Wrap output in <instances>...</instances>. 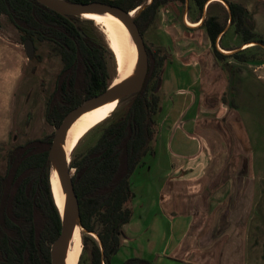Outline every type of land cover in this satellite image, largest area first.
<instances>
[{
    "label": "trees",
    "instance_id": "trees-1",
    "mask_svg": "<svg viewBox=\"0 0 264 264\" xmlns=\"http://www.w3.org/2000/svg\"><path fill=\"white\" fill-rule=\"evenodd\" d=\"M66 1L102 3L128 13L143 7L134 20L142 37L156 19L159 8L170 3L184 6L191 1L199 11L200 27L206 31L221 70H231L225 62L228 58L240 63L250 59L235 51L227 56L217 50V39L224 33V27L216 17L202 18L204 7L211 0H151L148 6L147 0ZM223 2L227 6L226 20L234 27L242 45L264 48V37L254 32V21L246 8ZM0 16L21 34L23 41L48 43L58 52L62 66L45 106V121L53 128H58L65 116L86 100L103 94L115 79V63L112 71L107 56L113 61L114 58L107 45L93 41L82 29L84 21L93 24L91 21L62 17L35 0H0ZM146 52L148 69L144 84L140 91L124 98L128 101L125 113L102 130L95 145L81 159L70 162L79 224L84 231L78 264L84 253L89 264H112L121 245L122 228L133 215L130 178L142 160L153 154L158 135L156 118L161 112L157 95L159 80L153 89L149 84L158 63L157 54L148 49ZM222 103L230 111L234 109L226 101L225 93ZM52 139L53 135L27 141L7 153L4 173L0 176V264H51L50 248L62 229L49 182ZM124 264L150 263L129 259Z\"/></svg>",
    "mask_w": 264,
    "mask_h": 264
},
{
    "label": "crops",
    "instance_id": "crops-1",
    "mask_svg": "<svg viewBox=\"0 0 264 264\" xmlns=\"http://www.w3.org/2000/svg\"><path fill=\"white\" fill-rule=\"evenodd\" d=\"M223 1L243 5L254 21V32L258 33L259 20L264 18L259 15L264 10V0H211L205 5L202 18L208 8L219 7ZM180 6L170 3L159 8L157 18L163 24V35L174 43L177 80L181 74L188 75L190 95L186 107L192 114L188 122L193 125V133L188 137L180 132L177 140L185 141L181 149L186 151L187 144L195 143L200 162L168 158L165 167L159 164L151 169L145 164L139 168L137 173L144 174L148 181L153 171L152 192L145 198L134 192L133 215L122 228L121 245L112 264H124L129 259L150 264H248L255 204L251 170L245 163L248 141L241 123L237 127L235 116L228 111L217 116L223 108L227 82L211 52L206 31L200 27V16L192 23L187 19L188 13L182 12L180 24L177 18ZM185 6L192 11L196 8L191 1ZM186 22L198 26L190 27ZM228 31L224 28L217 39V48ZM237 37L235 34L238 40ZM226 126L234 138L235 148L231 150V146L224 147L229 133ZM159 134L160 131L156 138ZM166 149L172 153L169 140ZM234 155L239 156L238 163L231 162ZM134 203H138L137 208Z\"/></svg>",
    "mask_w": 264,
    "mask_h": 264
},
{
    "label": "rangeland",
    "instance_id": "rangeland-1",
    "mask_svg": "<svg viewBox=\"0 0 264 264\" xmlns=\"http://www.w3.org/2000/svg\"><path fill=\"white\" fill-rule=\"evenodd\" d=\"M147 1L149 2V0ZM138 9L134 18H137L142 10V8ZM182 12L188 13L187 19L192 23L200 16L197 8L192 11L191 7L181 5L177 14L180 24H182ZM251 12L257 13V11ZM259 15L264 17V10L261 9ZM211 16L216 17L224 28L230 29L221 39L219 48L216 47L217 50L227 56L235 51L239 55L244 54L250 57L244 63L233 58L226 59L225 62L230 64L231 70H222L224 80L227 82L225 99L233 104L234 109L230 111L226 104H222L224 109L222 108L221 113H218L217 116L228 114L227 111L232 114L231 116H235L237 127L241 123L248 141L246 153L249 151V154L244 162L251 170L255 187V204L251 225L254 234L251 233L250 239H248V264H264V48L255 47L253 44L250 48L245 49L238 35V40L235 39L234 27L226 20L227 6L225 3L219 7L208 8L205 18ZM258 24L257 34L262 37L264 36V18L259 20ZM82 29L93 41L105 43L104 36L94 24L84 21ZM163 32V24L156 16L154 22L143 33L146 49L157 54L158 66L149 88L153 89L157 86L156 83L159 80L157 95L160 100L159 105L162 107L161 113L156 118L160 134L153 145V154L147 155L142 160V165L135 170L130 178V188L133 194L136 192L144 198L151 195L154 175L152 171L149 182L144 174L137 173L140 172L139 168L145 164L152 169L159 164L165 167L168 158L178 162H200L197 156L198 147L195 143L187 144L189 150L186 151L181 149V145L185 144V141L183 140L181 143V140H177L180 132L183 136L185 134L188 137L193 133V125L188 122L192 114L186 107L190 90H188L186 81L188 75L181 74L179 81L177 80L175 68L178 65L173 56L174 43L167 40ZM23 43L21 34L7 19L0 16V176L4 173L8 151L27 141L51 136L55 132V128L45 121V106L49 95L53 92L56 77L62 66L58 52L52 45L35 40V54L33 59L28 61L23 50ZM220 49L229 54L221 52ZM107 58L109 67L114 71V61L109 54ZM114 76L115 73H112L113 78ZM127 105L128 101L122 99L110 118L89 132L79 142L71 159H81L95 145L102 130L125 113ZM185 111L187 114L182 117ZM226 129L229 133L225 137L224 147L231 146V150L235 148L234 138L232 134L230 135L227 126ZM169 136L170 139L167 138ZM228 137L229 139H227ZM168 140L170 143L172 142V153L166 149ZM236 144L238 146V143ZM176 155L181 158L176 159ZM238 161V155L231 157V162L238 163ZM146 184L148 186L145 188ZM137 207L138 203H134V208ZM82 233L84 231L81 232L80 237ZM91 237L97 240L94 235ZM254 241L257 244L255 247ZM80 264H89L86 253L82 254Z\"/></svg>",
    "mask_w": 264,
    "mask_h": 264
},
{
    "label": "water",
    "instance_id": "water-1",
    "mask_svg": "<svg viewBox=\"0 0 264 264\" xmlns=\"http://www.w3.org/2000/svg\"><path fill=\"white\" fill-rule=\"evenodd\" d=\"M50 11L68 18V17H79L83 14H109L117 17L127 28L137 50L138 57L140 59V70L138 76L127 83L121 84L111 89L112 81L108 89L101 95L86 100L82 105L69 112L58 128L55 129L51 147L49 150V182L51 186V194L53 197L54 204L57 208L59 216L62 221V229L60 236L51 245L50 258L51 264H63L64 250L66 241L68 240L72 230L75 226H79V209L76 195L73 190L72 184V169L70 164L66 163L64 154L62 152L64 136L73 123V121L81 114L88 112L102 103H109L115 100L119 102L137 93L142 88L148 69L147 52L144 44L143 37L141 36L136 24L135 19L131 18V12H125L118 7L106 5L102 3H90V4H76L66 0H35ZM151 3V0L147 3V6ZM141 12L143 11V7ZM140 12V13H141ZM139 13V14H140ZM82 19V18H81ZM23 50L25 52L28 61H31L35 54V47L32 40H25L23 43ZM55 171L62 187V190L66 194V211L64 218L61 216L60 211L56 205L51 184L52 172ZM81 228V227H80ZM82 229V228H81ZM83 231V229H82Z\"/></svg>",
    "mask_w": 264,
    "mask_h": 264
},
{
    "label": "bare ground",
    "instance_id": "bare-ground-1",
    "mask_svg": "<svg viewBox=\"0 0 264 264\" xmlns=\"http://www.w3.org/2000/svg\"><path fill=\"white\" fill-rule=\"evenodd\" d=\"M139 11L130 13L131 18ZM83 20L91 21L99 28L104 36L107 48L112 53L116 68V77L112 81L111 89L134 80L140 70V59L137 54L136 46L126 28V26L115 16L109 14H83ZM190 27H196L198 24L186 22ZM253 44L244 46L245 49L250 48ZM221 51V50H220ZM225 54L228 52L221 51ZM119 100L109 103H102L92 110L79 115L67 130L62 146V152L66 163L70 164L71 154L78 146L79 142L93 129L107 121L116 111ZM52 192L56 205L64 218L66 211V194L62 190L57 174L52 172L51 176ZM82 229L75 226L68 240L66 241L64 250L63 264H77L81 253V237Z\"/></svg>",
    "mask_w": 264,
    "mask_h": 264
},
{
    "label": "flooded vegetation",
    "instance_id": "flooded-vegetation-1",
    "mask_svg": "<svg viewBox=\"0 0 264 264\" xmlns=\"http://www.w3.org/2000/svg\"><path fill=\"white\" fill-rule=\"evenodd\" d=\"M246 46V45H245ZM248 49V48H247Z\"/></svg>",
    "mask_w": 264,
    "mask_h": 264
}]
</instances>
